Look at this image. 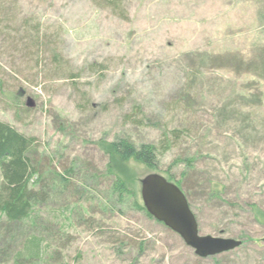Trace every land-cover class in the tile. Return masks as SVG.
<instances>
[{
  "label": "rangeland",
  "instance_id": "rangeland-1",
  "mask_svg": "<svg viewBox=\"0 0 264 264\" xmlns=\"http://www.w3.org/2000/svg\"><path fill=\"white\" fill-rule=\"evenodd\" d=\"M0 121L36 139L49 193L21 222L0 212V264H264V0H0ZM121 138L157 168L112 157ZM150 173L241 246L197 256L136 206Z\"/></svg>",
  "mask_w": 264,
  "mask_h": 264
},
{
  "label": "trees",
  "instance_id": "trees-1",
  "mask_svg": "<svg viewBox=\"0 0 264 264\" xmlns=\"http://www.w3.org/2000/svg\"><path fill=\"white\" fill-rule=\"evenodd\" d=\"M113 1L118 2V0ZM35 142L34 137H27L9 124L0 121V173L3 180L0 212L9 222L23 221L29 217L34 204L40 201L45 202L49 198V193L45 191V188L40 192L37 191L40 177L36 176V168L29 156ZM110 155L122 161H134L150 169H156L158 164V150L154 144H142L138 147L127 138L113 141L110 144ZM109 172L114 174L112 189L117 197V202L123 204L126 197L132 196L133 192L129 189L126 181L112 173L111 165H109ZM59 176L60 179L68 182L69 177L61 174ZM168 180L174 182L171 176ZM175 183L181 187L180 182ZM136 206L140 210L146 211L143 204L136 203ZM40 240L39 237L33 235L28 239V242L33 243L34 247H38L41 244ZM36 253L30 252L29 259L23 253H19L16 258L17 264L24 260L30 261V264H37L40 251Z\"/></svg>",
  "mask_w": 264,
  "mask_h": 264
},
{
  "label": "water",
  "instance_id": "water-1",
  "mask_svg": "<svg viewBox=\"0 0 264 264\" xmlns=\"http://www.w3.org/2000/svg\"><path fill=\"white\" fill-rule=\"evenodd\" d=\"M142 200L147 212L179 234L197 256L207 258L241 246L242 241L201 235L198 220L184 191L175 182L159 173H150L142 180Z\"/></svg>",
  "mask_w": 264,
  "mask_h": 264
}]
</instances>
